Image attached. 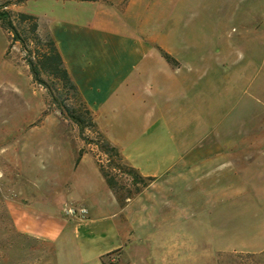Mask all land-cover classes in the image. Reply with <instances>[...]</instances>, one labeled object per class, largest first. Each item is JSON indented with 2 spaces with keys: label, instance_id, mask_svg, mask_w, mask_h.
I'll list each match as a JSON object with an SVG mask.
<instances>
[{
  "label": "rangeland",
  "instance_id": "374dc122",
  "mask_svg": "<svg viewBox=\"0 0 264 264\" xmlns=\"http://www.w3.org/2000/svg\"><path fill=\"white\" fill-rule=\"evenodd\" d=\"M5 1L14 24H18L17 14L25 12L38 19L42 33L47 30V19L63 18V11L52 5L53 0L0 3ZM152 3L148 10L141 9L144 19L149 18L152 25L160 24L165 46L196 65L200 120L194 124L190 117L175 119L173 113L143 118L142 102L138 108L139 102L134 105L135 111H128L125 92L114 99V115H98L99 126L130 148L148 145L173 150L208 145L224 135H230L228 141L237 145L240 105L255 92V84L264 85V26L262 37L253 32L258 19L264 20V0ZM136 7L134 3L135 13ZM29 27V21L19 26L26 32ZM28 48L33 49L34 44L29 42ZM26 55L20 42L13 40L12 32L0 25V264H44L51 260L54 253L45 242L35 241L19 229L20 217L30 212L38 220H49L51 216L73 218L78 212L72 215L67 210L78 211L84 199L94 202L98 190L89 179H77L68 166L74 157L78 160L83 150L107 165V156L93 142H85L78 126L62 115L50 101L47 88L33 78ZM44 79L50 80L47 76ZM210 82L207 106L202 88ZM138 94L139 101L148 105L153 91L147 88ZM66 97L69 96H65L66 103L73 104ZM175 106L172 99L170 107ZM84 133L89 139L97 135L90 126ZM78 148L77 153H71V149ZM254 156L244 150L225 154L217 161L202 164L180 185L171 187L183 198L176 229L182 243L194 240L196 264H264V163L256 162ZM224 159L229 163L221 164ZM110 172L118 182V192L135 190L129 185V176ZM190 198L197 201L190 202ZM65 241L58 251L62 262H83L85 257L71 232L67 231ZM128 245L131 247V243ZM123 259L119 249L103 257L107 264H121Z\"/></svg>",
  "mask_w": 264,
  "mask_h": 264
},
{
  "label": "crops",
  "instance_id": "0c3cea01",
  "mask_svg": "<svg viewBox=\"0 0 264 264\" xmlns=\"http://www.w3.org/2000/svg\"><path fill=\"white\" fill-rule=\"evenodd\" d=\"M154 1L53 0L52 5L64 14L63 18L47 19L46 29L56 44L69 77L93 112L97 128L118 149L127 165L152 180L139 192L131 189L129 194L115 192L107 185L88 151L83 150L77 161L74 157L67 170L79 180L89 179L98 190L94 193V202L84 199L80 208L86 209L85 215L66 219L51 216L49 220H38L30 212H25L28 216L17 220L22 232H28L35 241L45 242L53 251L51 260L44 264H66L58 251L65 246L67 231L71 232L76 246L85 257L83 262L68 264H102L101 256L118 249L124 258L121 264H196L194 240L191 238L182 243L181 234L176 229L183 198L171 187L180 185L202 164L217 161L225 154H237L244 150L254 154L256 162L264 163L262 84H253L255 92L240 105L242 114L237 137L241 146L228 141L230 135H224L218 141H209L208 145L181 146L173 150L148 145L130 148L99 126L98 115L102 112L114 115L117 112L114 99H118L119 93L120 97L124 96L125 92L128 111H135L134 105L139 102V105L136 104L138 108L142 102L143 118L173 113L175 119L190 117L194 124L200 120L196 65L165 46L160 24L156 22L157 25H152L149 18L144 19L141 9L148 10ZM259 9H263L262 4ZM135 18L138 21H131ZM258 20L253 32L262 37L264 20L262 17ZM158 47L167 52L173 62L168 61ZM147 88L153 91V95L149 96V104L145 105L146 101H139L138 91ZM211 90V82L202 88L207 106L208 91ZM172 99L176 105L174 109L170 107ZM77 151L79 148L71 149L72 154ZM252 159L239 158V161L251 162ZM224 161L221 164L229 163L228 159ZM129 185L132 188L136 185L131 178ZM189 201L197 200L190 198ZM147 246L149 251H146ZM139 256L142 259L139 260Z\"/></svg>",
  "mask_w": 264,
  "mask_h": 264
},
{
  "label": "trees",
  "instance_id": "16d2710c",
  "mask_svg": "<svg viewBox=\"0 0 264 264\" xmlns=\"http://www.w3.org/2000/svg\"><path fill=\"white\" fill-rule=\"evenodd\" d=\"M7 2L8 1L0 3V25L12 32L13 40L19 41L27 51L26 61L29 65L30 72L39 84H43L47 88L50 101L66 119L71 120L78 126L79 134L87 144L93 142L98 147L99 151L107 156V165L96 161L107 185L113 191L118 192V182L115 176L110 172L114 170L129 176L132 183L136 184L134 185L136 192H139L143 186H146L148 182L152 180V178L142 176L137 169L127 165L118 149L98 131L93 112L87 106L76 85L69 77L61 55L49 32L45 30V32L42 33L38 19L25 12L17 14L18 24H14L10 11L6 9L8 5ZM26 21L30 22L28 32H26L25 28H19L20 24ZM29 42L34 44L33 49L28 48ZM158 49L168 61L173 62V58L167 52L160 47H158ZM44 76H47L50 80L47 81L44 79ZM66 95L69 96L66 98L72 101L73 104L66 103ZM86 126H90V128L96 130V137L89 139L85 135L84 130ZM129 193L130 191H128V194ZM106 255L100 258L102 264H107L103 260V257Z\"/></svg>",
  "mask_w": 264,
  "mask_h": 264
},
{
  "label": "built area",
  "instance_id": "2783aa9c",
  "mask_svg": "<svg viewBox=\"0 0 264 264\" xmlns=\"http://www.w3.org/2000/svg\"><path fill=\"white\" fill-rule=\"evenodd\" d=\"M77 212H78V214H79L80 216H84L85 213H86V209H85V208H79L78 211L73 210V209H68V210H67V213H68V214H72V215L76 214Z\"/></svg>",
  "mask_w": 264,
  "mask_h": 264
}]
</instances>
